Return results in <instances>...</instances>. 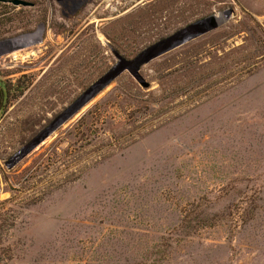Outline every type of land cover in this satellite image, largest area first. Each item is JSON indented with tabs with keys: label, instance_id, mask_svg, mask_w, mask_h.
I'll return each instance as SVG.
<instances>
[{
	"label": "rangeland",
	"instance_id": "obj_1",
	"mask_svg": "<svg viewBox=\"0 0 264 264\" xmlns=\"http://www.w3.org/2000/svg\"><path fill=\"white\" fill-rule=\"evenodd\" d=\"M25 1L0 264H264V0Z\"/></svg>",
	"mask_w": 264,
	"mask_h": 264
},
{
	"label": "water",
	"instance_id": "obj_2",
	"mask_svg": "<svg viewBox=\"0 0 264 264\" xmlns=\"http://www.w3.org/2000/svg\"><path fill=\"white\" fill-rule=\"evenodd\" d=\"M0 3L11 4L14 7L32 8L34 4L25 0H0Z\"/></svg>",
	"mask_w": 264,
	"mask_h": 264
},
{
	"label": "bare ground",
	"instance_id": "obj_3",
	"mask_svg": "<svg viewBox=\"0 0 264 264\" xmlns=\"http://www.w3.org/2000/svg\"><path fill=\"white\" fill-rule=\"evenodd\" d=\"M32 40H33V42H35V41H38V38H33ZM32 40H30V41H32Z\"/></svg>",
	"mask_w": 264,
	"mask_h": 264
},
{
	"label": "trees",
	"instance_id": "obj_4",
	"mask_svg": "<svg viewBox=\"0 0 264 264\" xmlns=\"http://www.w3.org/2000/svg\"><path fill=\"white\" fill-rule=\"evenodd\" d=\"M2 95V94H1Z\"/></svg>",
	"mask_w": 264,
	"mask_h": 264
}]
</instances>
